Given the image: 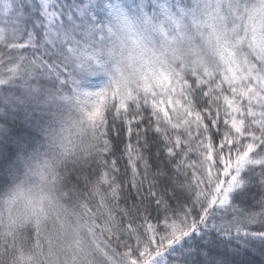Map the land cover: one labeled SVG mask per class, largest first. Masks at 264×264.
I'll return each instance as SVG.
<instances>
[{"label":"snow or ice","instance_id":"obj_1","mask_svg":"<svg viewBox=\"0 0 264 264\" xmlns=\"http://www.w3.org/2000/svg\"><path fill=\"white\" fill-rule=\"evenodd\" d=\"M0 264H264V0H0Z\"/></svg>","mask_w":264,"mask_h":264}]
</instances>
